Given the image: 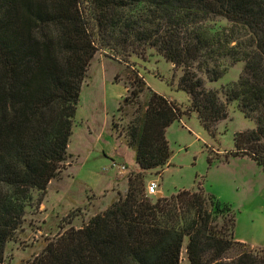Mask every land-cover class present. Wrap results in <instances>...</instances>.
<instances>
[{
    "label": "trees",
    "instance_id": "16d2710c",
    "mask_svg": "<svg viewBox=\"0 0 264 264\" xmlns=\"http://www.w3.org/2000/svg\"><path fill=\"white\" fill-rule=\"evenodd\" d=\"M215 17L232 23L229 33L211 32L207 21ZM146 49L182 69L177 87L210 133L237 102L255 128L234 135V155L264 170V0H0V264L32 190L43 200L70 157L82 84L96 54L127 62ZM226 58L244 66L223 102L200 74L219 80ZM134 82L138 89L118 108L131 116L124 137L139 167L126 194L62 232L28 264H181L184 246L190 264H264V247L236 240L232 209L203 187L147 194V172L170 165L166 133L182 113L154 90L128 113L143 91V81Z\"/></svg>",
    "mask_w": 264,
    "mask_h": 264
},
{
    "label": "rangeland",
    "instance_id": "374dc122",
    "mask_svg": "<svg viewBox=\"0 0 264 264\" xmlns=\"http://www.w3.org/2000/svg\"><path fill=\"white\" fill-rule=\"evenodd\" d=\"M207 25L214 34L228 32L233 26L224 17L208 20ZM235 31L237 37L244 36V30ZM222 64L226 73L219 80L211 82L205 74L200 75L206 87L218 90L226 102L223 91L238 80L244 63L226 58ZM182 74L181 68H175L153 49L144 50L143 56L132 54L127 62L101 51L96 54L82 84L71 137V150L79 159L72 168V158L64 163L62 171L48 184L43 200L41 192L32 190L23 222L6 243L3 264H28L62 232L82 227L126 194L125 178L136 162L124 137L131 116H122L118 108L132 97L133 89H138L134 76L143 81V91L135 102L123 106L128 113L145 105L150 90L172 100L182 113L166 133L172 151L170 165L149 170L146 188L155 181L159 192L170 196L182 189L203 187L232 209L235 238L264 247V170L251 158L234 155V135L254 129L255 122L246 118L233 101L228 104V118L219 121L210 133L197 113L190 111L189 95L177 87ZM124 86L127 92L121 97ZM112 119L115 125L111 126ZM113 161L126 164L128 170L120 173L112 166ZM186 257L184 246L181 264H190L184 260Z\"/></svg>",
    "mask_w": 264,
    "mask_h": 264
},
{
    "label": "crops",
    "instance_id": "0c3cea01",
    "mask_svg": "<svg viewBox=\"0 0 264 264\" xmlns=\"http://www.w3.org/2000/svg\"><path fill=\"white\" fill-rule=\"evenodd\" d=\"M113 74V73H112ZM111 74V75H112ZM111 79V78H110ZM115 83V82H114ZM127 92V87H123V89H122V92H121V97L122 96H124L125 95V93ZM172 99V98H171ZM114 118V117H113ZM112 123H113V119H112ZM112 123H111V126H112ZM72 134H73V132H72ZM72 137V136H71ZM122 142V141H121ZM71 147H72V140H71V138H70V143H69V147H68V152H69V155H70V157L69 158H72L73 160L71 161V167L70 168H72V166H73V164L75 163V161H77L78 159H79V155H77V153L76 152H72V150H71ZM137 170H139V167H138V165H137V163L135 164V168L132 170V171H137ZM125 180H126V184H128V179L127 178H125ZM90 186V185H89ZM127 186V185H126ZM90 190L92 191V192H94V186H90ZM94 193H96V192H94ZM99 193V192H98ZM159 193H161L162 195H163V192H162V190L159 192ZM236 240H238V241H242V242H246V241H244L242 238H239V237H236ZM246 243H248V242H246ZM249 244H251V245H254V246H261V245H255V244H252V243H249ZM185 261H188V259H187V257L184 259Z\"/></svg>",
    "mask_w": 264,
    "mask_h": 264
},
{
    "label": "built area",
    "instance_id": "2783aa9c",
    "mask_svg": "<svg viewBox=\"0 0 264 264\" xmlns=\"http://www.w3.org/2000/svg\"><path fill=\"white\" fill-rule=\"evenodd\" d=\"M112 166L116 167L120 173H125L128 170L126 164H120L116 161H113ZM104 170L107 171L108 167H104ZM146 192L150 196H156L159 193V187L157 182L150 181L147 185Z\"/></svg>",
    "mask_w": 264,
    "mask_h": 264
},
{
    "label": "water",
    "instance_id": "95a60500",
    "mask_svg": "<svg viewBox=\"0 0 264 264\" xmlns=\"http://www.w3.org/2000/svg\"><path fill=\"white\" fill-rule=\"evenodd\" d=\"M160 196H162V194H161V193H158V194L156 195V197H160Z\"/></svg>",
    "mask_w": 264,
    "mask_h": 264
}]
</instances>
